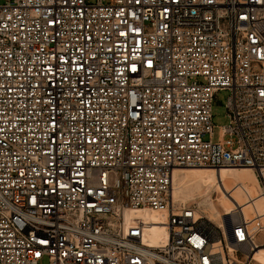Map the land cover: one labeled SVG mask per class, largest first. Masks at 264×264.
I'll return each mask as SVG.
<instances>
[{
  "label": "built area",
  "instance_id": "2783aa9c",
  "mask_svg": "<svg viewBox=\"0 0 264 264\" xmlns=\"http://www.w3.org/2000/svg\"><path fill=\"white\" fill-rule=\"evenodd\" d=\"M186 167L264 188V0H0V264H256L264 225L176 200Z\"/></svg>",
  "mask_w": 264,
  "mask_h": 264
},
{
  "label": "bare ground",
  "instance_id": "6f19581e",
  "mask_svg": "<svg viewBox=\"0 0 264 264\" xmlns=\"http://www.w3.org/2000/svg\"><path fill=\"white\" fill-rule=\"evenodd\" d=\"M201 169L205 171L204 173L200 172L201 174L198 176L191 177L192 175L188 174ZM202 175L207 176V178L202 179ZM193 182L196 183L197 189L201 190L199 195L193 196L191 200L195 201L199 198L198 204L203 211L202 213L207 214L209 220L217 222L228 237L226 216H233L236 219L237 212L234 210L236 207L238 210H242L247 220L253 219L254 214H256L257 219L252 221L254 225L259 222L264 225V188L253 168L186 167L178 169L175 171L173 179L174 198L183 202L190 201H186L189 195L183 190ZM202 182H206L208 185L203 188ZM214 192H218L216 198L213 197L212 193ZM246 192L250 194L251 199L248 200ZM136 219H139L143 224L144 240L154 244L164 242L167 234L164 225L166 222L164 213L150 209L130 211L127 221L131 223ZM259 240L264 241L262 238ZM258 257L264 259V246L259 247L254 254L255 262Z\"/></svg>",
  "mask_w": 264,
  "mask_h": 264
},
{
  "label": "rangeland",
  "instance_id": "374dc122",
  "mask_svg": "<svg viewBox=\"0 0 264 264\" xmlns=\"http://www.w3.org/2000/svg\"><path fill=\"white\" fill-rule=\"evenodd\" d=\"M110 1H112V0H110ZM229 95H230L229 90H219L215 94V98H214V102H213V119H212L213 124H214V131H213L212 139L214 141L218 140L219 131H220L221 127L227 125L230 122V117L228 116V109L226 106ZM198 171H192V172H189L188 174H191L192 175L191 177H194V175L198 176L199 174H201L200 172L204 173L205 170L201 169ZM205 178H207V176L202 175V179H205ZM207 185L208 184L206 182L201 183V186L203 188H205ZM200 190L197 189L196 183L193 182L192 184H190L185 190H183V191H186V193L189 195V197L186 199V201L191 200L193 196L197 197L199 195ZM212 194H213V197L216 198L218 192H214ZM198 200H199V198L195 199L196 202H198ZM199 211H200L199 212L200 214H202L203 216L208 218L207 214L202 213L203 212L202 209H199ZM208 220H209V218H208ZM226 220H227V227L229 230L230 225L232 224L230 221L235 220V218L233 216H226ZM210 222H212V223L214 222V224L219 225L215 221L210 220ZM256 263L264 264V259L262 257H258V258H256Z\"/></svg>",
  "mask_w": 264,
  "mask_h": 264
},
{
  "label": "water",
  "instance_id": "95a60500",
  "mask_svg": "<svg viewBox=\"0 0 264 264\" xmlns=\"http://www.w3.org/2000/svg\"><path fill=\"white\" fill-rule=\"evenodd\" d=\"M229 232H230V233H232V232H233V227H232V224L230 225Z\"/></svg>",
  "mask_w": 264,
  "mask_h": 264
}]
</instances>
